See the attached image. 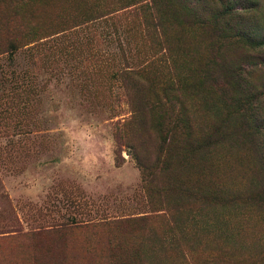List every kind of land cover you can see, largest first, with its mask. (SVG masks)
<instances>
[{
	"label": "rangeland",
	"instance_id": "1",
	"mask_svg": "<svg viewBox=\"0 0 264 264\" xmlns=\"http://www.w3.org/2000/svg\"><path fill=\"white\" fill-rule=\"evenodd\" d=\"M227 1L0 0V264H264L235 80L264 100V50L219 32Z\"/></svg>",
	"mask_w": 264,
	"mask_h": 264
},
{
	"label": "trees",
	"instance_id": "2",
	"mask_svg": "<svg viewBox=\"0 0 264 264\" xmlns=\"http://www.w3.org/2000/svg\"><path fill=\"white\" fill-rule=\"evenodd\" d=\"M240 0H228L225 4V13L223 14L224 20H222V26L219 28V32L223 36H227L228 38L235 39L236 43L239 45H242L244 47H250L252 49H255L257 51H260V53L264 50V42L261 40H257V38L251 36V34L244 28L241 29L240 27L237 28L233 26V23H229V19L237 16V9L240 8L241 5H239ZM243 6V5H242ZM245 8V7H244ZM238 19H240L242 22L244 21V17L242 14L238 15ZM240 24V23H238ZM245 74H252V71L249 70V68L244 70ZM250 78V76L248 77ZM235 80H239V86L237 90H240L241 95H244L243 99H250L252 101H256V104H259L258 107H256V111L260 110L263 107L264 100L261 97V94H259V98H256L254 96L249 95V93H252V87L250 86L251 82L248 79V82L245 79H241V77L237 74ZM241 99V101L243 100ZM250 126V125H249ZM248 128V127H247ZM252 132L250 133L252 135V141L255 140L256 130L257 128H248ZM263 134V133H262ZM264 169V168H263Z\"/></svg>",
	"mask_w": 264,
	"mask_h": 264
}]
</instances>
